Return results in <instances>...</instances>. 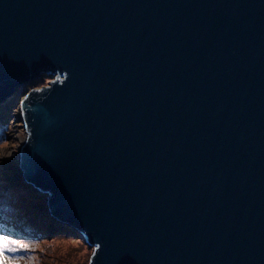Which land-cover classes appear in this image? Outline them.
<instances>
[{"label":"water","instance_id":"95a60500","mask_svg":"<svg viewBox=\"0 0 264 264\" xmlns=\"http://www.w3.org/2000/svg\"><path fill=\"white\" fill-rule=\"evenodd\" d=\"M43 77L13 171L88 264H264V0H0V103Z\"/></svg>","mask_w":264,"mask_h":264},{"label":"rangeland","instance_id":"374dc122","mask_svg":"<svg viewBox=\"0 0 264 264\" xmlns=\"http://www.w3.org/2000/svg\"><path fill=\"white\" fill-rule=\"evenodd\" d=\"M51 78L43 77L38 82L28 84L22 93L18 90L14 95L16 100L14 106L10 108V115L19 100L26 95L31 89H37L45 86ZM11 118V117H10ZM4 137L0 139V176L4 180L2 183H8L9 180L14 181L16 174L13 171L15 156L18 148L24 139V129L21 123H12L11 119L3 131ZM13 190H0V211L10 220H19L24 212L36 210L45 198L37 192H27L19 187L16 183L11 185ZM25 194V195H24ZM35 195L36 197H32ZM22 196H26L28 209L22 205ZM31 201V202H30ZM6 221H4L5 223ZM10 223L9 221H7ZM5 225V224H4ZM6 235L0 237V264H88L92 248L74 235L48 234L42 236L38 240L24 239L21 233L14 226H8L5 229ZM2 238V239H1Z\"/></svg>","mask_w":264,"mask_h":264},{"label":"trees","instance_id":"16d2710c","mask_svg":"<svg viewBox=\"0 0 264 264\" xmlns=\"http://www.w3.org/2000/svg\"><path fill=\"white\" fill-rule=\"evenodd\" d=\"M23 89L19 91V93H22ZM14 94V95H20V94ZM12 96L8 98L3 103H0V139H3L4 130L6 129V125L8 121L11 119L10 115V108L14 106V101L16 100L15 96ZM18 169V167H14V170ZM15 180L11 181L9 180L8 183H2L4 180L1 179L0 176V190L3 191H10L13 190L11 185H14V183L18 184L19 187L27 192L32 193V186L22 181L21 175H16ZM25 195V194H24ZM32 197H36L35 195H31ZM26 196H22V205L25 206L28 209H32L28 206H31V204H28V200L26 199ZM42 199V204L39 205H33L32 206H38L36 210H29L27 212H24V215L19 220H10L8 217L5 216L4 213L0 211V237L1 235H6V228L8 226H14L15 229L18 230L19 233H21L24 239L28 240H38L44 235H48L50 233L52 234H62V235H74L78 236L79 232H77L73 227L60 222L59 220L55 219L49 214V208L47 203H44L45 200L43 197H39ZM31 202V201H30ZM4 221H6L4 223ZM9 221L10 223H8ZM5 224V225H4ZM52 226V227H51ZM2 239V238H1ZM80 240L83 242V239Z\"/></svg>","mask_w":264,"mask_h":264}]
</instances>
